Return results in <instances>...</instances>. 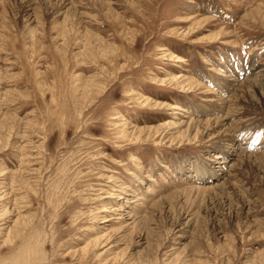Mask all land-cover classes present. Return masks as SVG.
<instances>
[{
    "label": "rangeland",
    "instance_id": "rangeland-1",
    "mask_svg": "<svg viewBox=\"0 0 264 264\" xmlns=\"http://www.w3.org/2000/svg\"><path fill=\"white\" fill-rule=\"evenodd\" d=\"M0 264H264V0H0Z\"/></svg>",
    "mask_w": 264,
    "mask_h": 264
},
{
    "label": "bare ground",
    "instance_id": "bare-ground-1",
    "mask_svg": "<svg viewBox=\"0 0 264 264\" xmlns=\"http://www.w3.org/2000/svg\"><path fill=\"white\" fill-rule=\"evenodd\" d=\"M224 120V119H223ZM219 123H221V122H219ZM228 136V135H227ZM224 152V151H223ZM216 158H218V156H216ZM104 216V215H103ZM17 219V218H16ZM10 227V226H9ZM16 229V228H15ZM8 231H10V230H8ZM7 233H9V232H7ZM10 234V233H9ZM11 236H12V234H11ZM13 257V256H12Z\"/></svg>",
    "mask_w": 264,
    "mask_h": 264
}]
</instances>
